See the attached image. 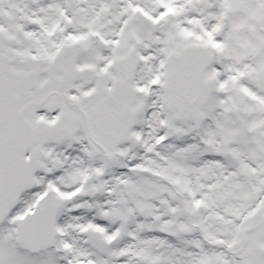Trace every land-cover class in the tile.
Masks as SVG:
<instances>
[{
	"label": "snow or ice",
	"instance_id": "obj_1",
	"mask_svg": "<svg viewBox=\"0 0 264 264\" xmlns=\"http://www.w3.org/2000/svg\"><path fill=\"white\" fill-rule=\"evenodd\" d=\"M0 264H264V0H0Z\"/></svg>",
	"mask_w": 264,
	"mask_h": 264
}]
</instances>
